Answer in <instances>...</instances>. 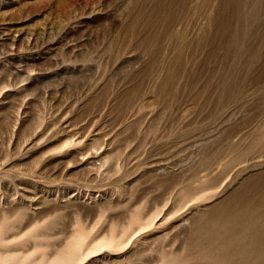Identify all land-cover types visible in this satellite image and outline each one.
I'll list each match as a JSON object with an SVG mask.
<instances>
[{
    "label": "rangeland",
    "instance_id": "rangeland-1",
    "mask_svg": "<svg viewBox=\"0 0 264 264\" xmlns=\"http://www.w3.org/2000/svg\"><path fill=\"white\" fill-rule=\"evenodd\" d=\"M0 264H264V0H0Z\"/></svg>",
    "mask_w": 264,
    "mask_h": 264
},
{
    "label": "bare ground",
    "instance_id": "bare-ground-1",
    "mask_svg": "<svg viewBox=\"0 0 264 264\" xmlns=\"http://www.w3.org/2000/svg\"><path fill=\"white\" fill-rule=\"evenodd\" d=\"M227 239H229V240H227V242H229L230 244H236V245H241V239H239V237L238 238H234L233 240H231L230 238L231 237H229V236H225ZM254 241L252 242V245H254V247H252L251 248V252H253V251H256L257 250V239H253ZM262 240V239H261ZM226 241V240H225ZM263 242V241H262ZM222 254H224V253H222ZM226 254H224V256H225ZM229 255V254H228ZM240 255V254H239ZM219 256V255H218ZM215 257H216V255H215ZM214 257V258H215ZM223 257V256H222ZM226 257H228L227 255H226ZM205 258H207V257H205ZM213 257H212V259H214ZM220 258V257H219ZM217 259V258H216ZM209 260V259H208ZM223 260H225V259H223ZM215 261H217V260H215Z\"/></svg>",
    "mask_w": 264,
    "mask_h": 264
}]
</instances>
